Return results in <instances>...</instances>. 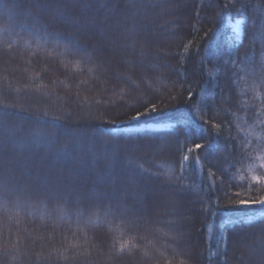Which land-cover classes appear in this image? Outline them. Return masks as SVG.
Masks as SVG:
<instances>
[{"label": "trees", "instance_id": "obj_1", "mask_svg": "<svg viewBox=\"0 0 264 264\" xmlns=\"http://www.w3.org/2000/svg\"><path fill=\"white\" fill-rule=\"evenodd\" d=\"M4 111L0 264H264V0H0Z\"/></svg>", "mask_w": 264, "mask_h": 264}, {"label": "snow or ice", "instance_id": "obj_2", "mask_svg": "<svg viewBox=\"0 0 264 264\" xmlns=\"http://www.w3.org/2000/svg\"><path fill=\"white\" fill-rule=\"evenodd\" d=\"M233 29H234V31L239 33V24L234 25ZM64 42L69 48H71V47H77L78 48L79 47L78 45H75L74 41L66 40ZM151 111L155 112L156 111L155 107H153ZM9 114L10 113L8 111H4V112L0 113V132H3L5 135H6V129H5L6 120H5V118ZM134 118L138 119L139 118V114L137 115V117H134ZM47 123H48V125L51 128L54 129L53 132L48 134L49 137L58 138L60 135H64V136H69L70 135V133L62 125H60L57 120L53 119L51 121H48ZM212 127L218 128L219 126L216 125V124H213ZM36 135H39V133H36ZM203 147H204V145H202L200 143H196L194 145V148H190V149H188V151L189 152L199 151ZM183 160L187 161L188 160V156H184ZM260 167L264 168V164L260 165ZM252 180L256 184H264V178H262L259 175L253 176ZM0 188H2L3 194L7 195V184L3 183L2 185H0ZM236 195L239 196L240 193H237ZM256 206H264V197H260L259 199H251V198H249V199L240 200L239 203H238V206H237V211L247 213V212L253 210L254 208H256ZM262 210H264V209H262ZM252 219H254V217L248 216L246 222H250ZM124 251H125L124 247L121 246L117 250V255L122 254ZM181 264H183V261H181Z\"/></svg>", "mask_w": 264, "mask_h": 264}, {"label": "rangeland", "instance_id": "obj_3", "mask_svg": "<svg viewBox=\"0 0 264 264\" xmlns=\"http://www.w3.org/2000/svg\"><path fill=\"white\" fill-rule=\"evenodd\" d=\"M239 24V33L234 31L233 26ZM242 26L243 21L238 15H230L226 19V27L228 29L227 39L229 44H234L238 42L242 36ZM171 128L170 124H159V125H153V124H144L140 125L138 127H130V129H169ZM264 213V212H263ZM223 240V234L221 235V241Z\"/></svg>", "mask_w": 264, "mask_h": 264}]
</instances>
